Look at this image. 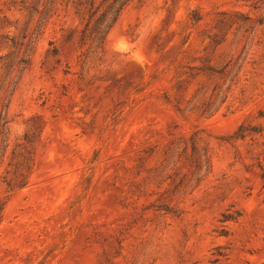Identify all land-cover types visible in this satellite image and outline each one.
<instances>
[{
    "label": "rangeland",
    "instance_id": "rangeland-1",
    "mask_svg": "<svg viewBox=\"0 0 264 264\" xmlns=\"http://www.w3.org/2000/svg\"><path fill=\"white\" fill-rule=\"evenodd\" d=\"M0 264H264V0H0Z\"/></svg>",
    "mask_w": 264,
    "mask_h": 264
},
{
    "label": "trees",
    "instance_id": "trees-1",
    "mask_svg": "<svg viewBox=\"0 0 264 264\" xmlns=\"http://www.w3.org/2000/svg\"><path fill=\"white\" fill-rule=\"evenodd\" d=\"M126 2H127V1H123V2H121L120 6H119V8H118V10H117V12L120 11V9L126 4ZM52 54L55 55V51H54V50H53Z\"/></svg>",
    "mask_w": 264,
    "mask_h": 264
}]
</instances>
